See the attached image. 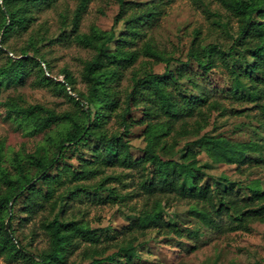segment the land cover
I'll list each match as a JSON object with an SVG mask.
<instances>
[{
    "label": "trees",
    "instance_id": "16d2710c",
    "mask_svg": "<svg viewBox=\"0 0 264 264\" xmlns=\"http://www.w3.org/2000/svg\"><path fill=\"white\" fill-rule=\"evenodd\" d=\"M90 1L78 0L70 19L74 39L95 50L94 55L85 60L82 72L87 92L76 90L73 73L67 68L62 70L63 81H57L65 91L68 86L80 94L87 107L81 105L79 113H57L39 103H10L11 111L25 119H32L35 124L49 126L65 123L67 127L53 154H30L25 160L15 155V176L1 166L4 142L0 140V181L5 185H0V253L10 260L27 259L33 264H69L70 257L77 251L83 257H91L90 264L112 261L116 256L115 264H137L136 241L149 231L172 233L179 237L184 235L176 223L164 216L165 205L177 199L190 202L189 211L207 226L219 231H250L252 222L264 221V188L259 180L244 184L223 175L216 185L203 182L206 167L211 163H201L199 159L203 153L213 162L236 164V168L243 173L248 168L263 165L264 144L261 141L233 140L206 131L187 141L180 151L176 150L179 137L198 133L205 128L213 111L221 114L227 111L233 114L243 112L228 106L221 100L222 97L253 102L259 108L260 121L264 123V0H220L238 21L236 34L227 48L216 42L201 46L199 30L190 41L186 59L163 55L153 45L144 44L142 52L164 61L165 67L162 72L145 69L140 74L133 73L131 89L123 99L125 106L119 113L123 131L128 133L134 123L145 125V145L138 157L132 154V145L123 134L108 133L104 123L107 113H112L119 105L118 86L124 70L139 55V50L127 46L140 35L139 22L154 16L156 11L147 8L139 14L128 16L125 18V30L118 34L113 27L101 29L97 26H92L89 32H82L79 30L80 21ZM40 2L42 0L0 1V52H3L2 46L11 31L28 25L32 9ZM118 2L116 19L126 13L130 3L128 0ZM112 41H115L113 48L109 46ZM27 53L28 49L21 50V54ZM41 62L49 68L48 61L36 48L32 55L17 57L7 54V62L0 65V94L4 82L22 79L28 63L39 67L44 80H52L44 74ZM173 62L175 66H171ZM214 69L223 76L226 88H219L211 82ZM182 80H186L196 93L182 91ZM158 89L167 95L174 111L165 106ZM68 95L75 103L82 104V100ZM131 105L141 109L140 118L126 116ZM90 136L103 142L102 150H97L95 154V161L136 170L139 178L137 193L145 194V205L125 226L121 238L116 242L101 237L99 228L78 219L54 216L51 220H42L48 245L40 250L37 254L39 258L35 259L14 235L11 220L13 205L25 189L30 192L34 189L33 184H29L34 177L41 174L40 178L46 179L49 166L63 158L67 148H77ZM34 165L37 169L31 173ZM93 171L91 167L84 166L76 175L89 177ZM110 177L118 176L109 175L106 178ZM110 193L115 191L111 190ZM126 195L117 196L122 200ZM37 205L43 204L32 197L28 198L25 209L29 215L38 210ZM111 246H116V250L103 255Z\"/></svg>",
    "mask_w": 264,
    "mask_h": 264
},
{
    "label": "rangeland",
    "instance_id": "374dc122",
    "mask_svg": "<svg viewBox=\"0 0 264 264\" xmlns=\"http://www.w3.org/2000/svg\"><path fill=\"white\" fill-rule=\"evenodd\" d=\"M1 1V0H0ZM78 0H42L32 9L31 18L25 28L10 32L0 52V65L7 62L10 56L32 55L38 49L49 63V68L42 62L43 72L52 80L42 78L38 66L27 64L22 79H12L4 82L0 94V140L4 142L3 160L1 166L11 171L15 176L14 156L22 159L30 154H53L56 144L62 137L67 125L65 123L49 126L35 124L32 119H25L10 110V103L20 105L39 103L57 113L70 111L80 112V106L87 107L84 98L82 104H77L68 94L76 97L78 94L61 88L57 81H63V69L67 68L75 78V88L87 92V83L82 72L85 60L94 55L95 50L78 43L74 39V30L70 19ZM127 11L116 19L119 12L118 0H91L80 21L79 30L89 32L92 26L101 29L114 28L116 34L125 30V18L139 14L147 8H153L155 15L139 22L140 35L127 48L139 50L135 62L124 70L118 86L120 102L112 113H107L104 128L108 133L120 132L131 143V151L135 157L142 154L145 145L143 139L144 126L134 123L128 133L123 131L119 113L125 106V93L131 89L132 75L143 70L162 72L165 62L142 52L145 43L153 45L161 54L186 59L190 41L196 30H199L201 46L209 42L223 44L227 48L238 29L237 19L229 14L220 0H128ZM0 13V21H1ZM115 41L109 46L113 48ZM1 46V43H0ZM28 49L27 54H21L22 49ZM175 66V63H171ZM218 70V69H217ZM211 82L220 88H226L223 76L214 69ZM165 106L174 111L167 95L159 91ZM181 90L196 93L186 80H182ZM77 98V97H76ZM228 106L241 109V114L229 111L221 114L213 111L209 124L198 133H188L179 137L176 150L187 141L201 135L203 132L220 134L233 140H259L264 144V123L260 121L259 108L253 102L239 101L231 98H221ZM123 103V104H122ZM141 109L131 105L126 116L138 119ZM103 142L95 136L88 137L84 144L77 148L69 147L64 151V157L55 160L46 171V179L41 174L29 183L33 190L25 189L18 195L13 205L11 220L14 235L27 252L35 259L37 254L48 245V236L42 227V220H51L54 216H65L88 223L93 228H99L101 237L110 242H116L122 236L125 226L134 219L139 210L144 207L146 196L138 192V176L135 169L121 165H108L95 161L97 150H102ZM257 155V154H256ZM201 163L210 162L206 167L203 182L213 185L223 175L231 180H239L246 184L250 180H259L264 188L263 165L246 169L243 173L236 164L213 162L206 154L199 155ZM84 166L93 171L89 177H78ZM37 166L31 168L35 172ZM75 172V173H74ZM109 175L118 176L106 178ZM102 184V185H101ZM0 185L3 187L4 184ZM114 190L115 193H110ZM127 194L125 199L117 195ZM29 197L43 204L29 215L25 204ZM191 203L177 199L165 205L164 216L170 222L176 223L184 232L182 237L174 234H160L151 230L140 237L137 243V264H264V221L251 223V230L219 231L203 223L195 214L189 211ZM108 235V236H107ZM107 236V237H105ZM114 238V239H113ZM112 240V241H111ZM111 244V243H110ZM116 250V246L106 249L103 255ZM99 257L95 255V257ZM114 260H105L98 264H115ZM91 257L75 252L69 264H90ZM0 264H33L27 259L10 260L0 253Z\"/></svg>",
    "mask_w": 264,
    "mask_h": 264
},
{
    "label": "water",
    "instance_id": "95a60500",
    "mask_svg": "<svg viewBox=\"0 0 264 264\" xmlns=\"http://www.w3.org/2000/svg\"><path fill=\"white\" fill-rule=\"evenodd\" d=\"M76 97H77L78 99H81V98H82V96H81L80 94H77Z\"/></svg>",
    "mask_w": 264,
    "mask_h": 264
}]
</instances>
